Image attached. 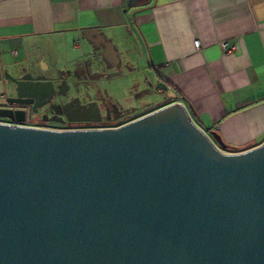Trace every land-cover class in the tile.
Masks as SVG:
<instances>
[{
  "label": "water",
  "instance_id": "95a60500",
  "mask_svg": "<svg viewBox=\"0 0 264 264\" xmlns=\"http://www.w3.org/2000/svg\"><path fill=\"white\" fill-rule=\"evenodd\" d=\"M186 102L72 129L0 107V264H264V141L227 151Z\"/></svg>",
  "mask_w": 264,
  "mask_h": 264
},
{
  "label": "crops",
  "instance_id": "0c3cea01",
  "mask_svg": "<svg viewBox=\"0 0 264 264\" xmlns=\"http://www.w3.org/2000/svg\"><path fill=\"white\" fill-rule=\"evenodd\" d=\"M144 71L191 103L227 151L263 143L264 0H0V95L16 93L12 78L54 88L62 80L120 110L152 111L169 98L148 102L153 87L137 78L123 89L132 88L135 104L111 100L113 89L100 85Z\"/></svg>",
  "mask_w": 264,
  "mask_h": 264
},
{
  "label": "flooded vegetation",
  "instance_id": "af4514ba",
  "mask_svg": "<svg viewBox=\"0 0 264 264\" xmlns=\"http://www.w3.org/2000/svg\"><path fill=\"white\" fill-rule=\"evenodd\" d=\"M16 95L17 93L1 94L0 107L24 109L26 111L24 124L43 128L117 127L151 112L141 110L145 106L139 109L141 111L139 115L136 113L139 110H120L115 103H105L104 99L78 94L74 87L72 91H68L65 81L62 80L58 88L47 89L34 98L32 103L17 104L5 101L7 96ZM97 102L102 104V108L100 104L98 108L96 107ZM0 122L11 123V120L0 117Z\"/></svg>",
  "mask_w": 264,
  "mask_h": 264
},
{
  "label": "rangeland",
  "instance_id": "374dc122",
  "mask_svg": "<svg viewBox=\"0 0 264 264\" xmlns=\"http://www.w3.org/2000/svg\"><path fill=\"white\" fill-rule=\"evenodd\" d=\"M147 72V75L144 73H139L137 75H135L134 77L132 75H129L128 72L124 73L123 78H119V79H113V81L109 82V81H101L100 85L104 88H106L107 86L109 87V89H113L114 93H109L111 95L110 96L111 100L113 101H117V102H121L123 97L129 98L132 100V104H135V98H134V94L132 92V88L129 89L128 91L123 90L125 86H129L132 84L133 82V78L136 79V81L141 82V84H143L144 86L147 85L148 87H153L152 93L151 94H145V98L148 102H159L161 100H164L166 98H170L171 94L170 92L164 91L162 92H158V85H154L157 84V82L159 81L157 75L154 74V72H149V71H144ZM117 92H115V90ZM1 90V89H0ZM107 96V95H106ZM129 104V103H127ZM143 105L139 106V108H141ZM138 115L141 114V111H137L136 112Z\"/></svg>",
  "mask_w": 264,
  "mask_h": 264
},
{
  "label": "built area",
  "instance_id": "2783aa9c",
  "mask_svg": "<svg viewBox=\"0 0 264 264\" xmlns=\"http://www.w3.org/2000/svg\"><path fill=\"white\" fill-rule=\"evenodd\" d=\"M194 44H195V47H199L200 42L198 40H195ZM219 44L223 48V50H225L226 52H229V51H231V50H233L235 48V45H230L227 41H221ZM158 91L163 92V89L158 88ZM170 102H182L183 103L182 99L178 98V97H172V98L170 97L168 99V103H170ZM57 129H70V128L66 127V128H57Z\"/></svg>",
  "mask_w": 264,
  "mask_h": 264
},
{
  "label": "clouds",
  "instance_id": "9594fccd",
  "mask_svg": "<svg viewBox=\"0 0 264 264\" xmlns=\"http://www.w3.org/2000/svg\"><path fill=\"white\" fill-rule=\"evenodd\" d=\"M167 103H168V101H167ZM167 103H166V104H167ZM164 105H165V104H164Z\"/></svg>",
  "mask_w": 264,
  "mask_h": 264
}]
</instances>
